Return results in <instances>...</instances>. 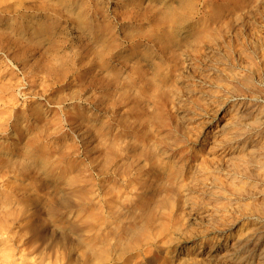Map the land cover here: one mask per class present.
Wrapping results in <instances>:
<instances>
[{
    "label": "rangeland",
    "instance_id": "1",
    "mask_svg": "<svg viewBox=\"0 0 264 264\" xmlns=\"http://www.w3.org/2000/svg\"><path fill=\"white\" fill-rule=\"evenodd\" d=\"M261 148L264 0H0V264H264Z\"/></svg>",
    "mask_w": 264,
    "mask_h": 264
},
{
    "label": "bare ground",
    "instance_id": "2",
    "mask_svg": "<svg viewBox=\"0 0 264 264\" xmlns=\"http://www.w3.org/2000/svg\"><path fill=\"white\" fill-rule=\"evenodd\" d=\"M247 79V78H246ZM245 89V88H244ZM259 122H261L260 120H257V119H255L254 121H253V123L251 124V123H245V122H243V121H238V122H235V124L233 125V130H231V133H233V134H235L236 135V137H238L237 138V140H241L242 138H245V139H247V137H250L251 135H253L252 133H254V132H257L256 130H258L261 126V124H259ZM228 127V126H227ZM243 134H245V136L244 137H242V135ZM252 138H253V136H252ZM250 139V138H249ZM236 140V139H235ZM229 141V140H228ZM244 141V140H243ZM234 142V141H233ZM232 143V142H231ZM245 143V142H244ZM237 147V146H236ZM248 148V147H247ZM263 150H262V148H261V150H258V149H254V151H252V149H251V154H250V156L247 158L246 157V154L247 153H249V152H244V153H242V154H244L243 156H244V158H245V160H247V162L248 163H252L253 165H254V167H257L258 169L259 168H264V155L262 154L263 152H262ZM114 153H116V152H114ZM241 154V155H242ZM240 155V154H239ZM249 155V154H248ZM238 156V155H237ZM115 158V157H114ZM243 159V158H242ZM243 161H244V159H243ZM238 165V164H237ZM236 165V166H237ZM252 165V166H253ZM235 167V166H234ZM246 167V166H245ZM234 169V168H233ZM245 169V171L246 172H248L247 170H251V167L250 166H248V167H246V168H244ZM256 169V168H255ZM179 170H181V169H179ZM237 170V169H236ZM241 171H242V169H240ZM239 170V171H240ZM253 170V169H252ZM233 171V170H232ZM238 171V170H237ZM244 171V170H243ZM242 171V172H243ZM241 172V173H242ZM175 173V172H174ZM233 173V172H232ZM169 174V173H168ZM179 174H180V172H179ZM185 174V173H184ZM252 174L254 175V172L252 173V172H250V177H252ZM175 175V174H174ZM240 175V174H239ZM247 176V175H246ZM254 176H257V179H260L261 177L263 178L264 177V173L262 172V173H259V175H257V173L254 175ZM253 176V177H254ZM174 177V176H173ZM249 177V176H248ZM172 178V177H171ZM244 178H246V177H244ZM254 179V178H253ZM256 179V180H257ZM255 180V181H256ZM244 187V186H243ZM234 188V187H233ZM235 188H237V189H240V188H238V187H236L235 186ZM234 188V189H235ZM174 190V189H173ZM242 190V189H241ZM240 190V191H241ZM171 192V191H170ZM174 192H175V190H174ZM172 193V192H171ZM171 196V195H170ZM231 196V195H230ZM177 198H178V196H177ZM249 200V199H248ZM146 201V200H145ZM167 201V200H166ZM164 202V201H163ZM256 202V201H255ZM149 203V202H148ZM165 204V203H164ZM256 204V203H255ZM162 205H163V203H162ZM164 206V205H163ZM215 208V207H214ZM237 221V220H236ZM235 221V222H236ZM245 221V220H244ZM234 222V223H235ZM149 223V222H148ZM147 223V224H148ZM238 223V222H237ZM261 224V223H260ZM252 226V225H251ZM146 227H147V225H146ZM237 227V226H236ZM239 228V227H238ZM249 228V227H248ZM136 230H142V227H140V226H137L136 227ZM225 230V229H224ZM235 230V229H234ZM148 232V231H147ZM216 232V231H215ZM252 232V231H251ZM250 232V233H251ZM240 233V232H239ZM246 233V232H245ZM253 233V232H252ZM242 234V233H241ZM240 234V235H241ZM100 235H102V234H100ZM139 235H140V233H139ZM249 236H251V235H249ZM120 237V236H119ZM96 238V237H95ZM94 238V239H95ZM99 238H100V236H99ZM240 238V237H239ZM264 238V237H263ZM92 240V239H91ZM101 240V239H100ZM242 240V239H241ZM95 241H97V240H95ZM235 242V241H234ZM241 242V241H240ZM257 242V241H256ZM238 243V242H237ZM235 244V243H234ZM113 246V245H112ZM118 246V245H117ZM126 246H127V244H126ZM107 247V246H106ZM111 248V247H110ZM138 248V247H137ZM240 248V247H239ZM95 248H94V246L90 249V251H92V250H94ZM126 249V248H125ZM230 249V248H229ZM103 250H105V249H103ZM124 250V249H123ZM235 250V249H234ZM107 251H108V249H107ZM126 251H128V248H127V250ZM130 251V250H129ZM238 251V250H237ZM226 252V251H225ZM233 252V251H232ZM235 253V252H234ZM245 254V253H244ZM90 255H92V254H90ZM228 255V254H227ZM231 255V254H230ZM246 255V254H245ZM237 256V255H236ZM235 256V257H236ZM91 257V256H90ZM246 257V256H245ZM88 258V257H87ZM92 258H93V256H92ZM101 258V257H100ZM103 258V257H102ZM249 258V257H248ZM225 259V258H224ZM199 260H200V258H199ZM242 260V259H241ZM88 262V261H87ZM95 262V261H94ZM232 262V261H231ZM240 262V261H239ZM239 262H237V263H239ZM247 262V261H246ZM245 263V262H244ZM87 264V263H86Z\"/></svg>",
    "mask_w": 264,
    "mask_h": 264
}]
</instances>
